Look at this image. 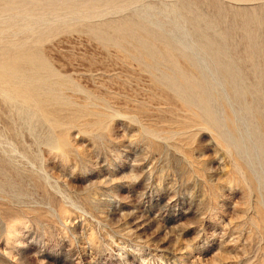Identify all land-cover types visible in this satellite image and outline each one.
Returning <instances> with one entry per match:
<instances>
[{"label":"rangeland","instance_id":"rangeland-1","mask_svg":"<svg viewBox=\"0 0 264 264\" xmlns=\"http://www.w3.org/2000/svg\"><path fill=\"white\" fill-rule=\"evenodd\" d=\"M78 4L0 11L65 81L41 112L0 95V264H264V0Z\"/></svg>","mask_w":264,"mask_h":264},{"label":"bare ground","instance_id":"bare-ground-1","mask_svg":"<svg viewBox=\"0 0 264 264\" xmlns=\"http://www.w3.org/2000/svg\"><path fill=\"white\" fill-rule=\"evenodd\" d=\"M80 1L85 2L83 6H85L84 12L86 19H91L93 17L99 3H103L108 7H111V5L112 7H115L113 5L122 2V0H0V11L1 13H9L12 15L6 28L10 32H15L20 27V21H18L17 18L20 15L27 14L26 11L30 8L33 10L37 5L44 4L45 7H49L53 11L65 10L73 16H79V11H83V9L80 10L81 8L78 4ZM130 20L132 19H120L119 25L112 29L111 32L127 33V31H129L128 24L131 23ZM133 23L137 28L141 29L145 27V23L140 20L137 22L133 21ZM96 27L97 26L94 25H86V27L75 26L69 28L68 31H77L80 28H84L94 34L95 37L104 44L117 42L112 34L100 32ZM1 31L2 29L0 27V32ZM49 31V36L51 37L63 32V29L55 28ZM50 37L41 36L35 41V43L42 44ZM157 39V34H152L149 39L150 44L154 43ZM24 46V42L15 43L14 41L8 40L0 46V95L3 96L6 101L12 103L13 106L16 105L20 112L31 109L41 112L43 109H47L48 100L62 103L65 98L62 97L60 90L65 85L64 79L35 51H19L21 48H24ZM145 48L146 45L137 40L136 50L139 52L140 49V52L138 54L136 52L137 55L133 57L144 58L146 61L145 63L148 64L149 68L154 70L155 68L152 66V63L158 61L157 59H159V55L154 51L145 52ZM169 49L170 48H165L164 52V49L161 50L163 52L162 59L167 58L172 66H170L171 69L176 68L175 60L172 59V55L167 52ZM222 72L226 76L231 73L228 68H223ZM48 121L54 123L56 120L50 115Z\"/></svg>","mask_w":264,"mask_h":264}]
</instances>
